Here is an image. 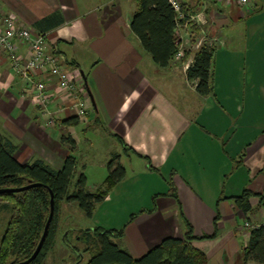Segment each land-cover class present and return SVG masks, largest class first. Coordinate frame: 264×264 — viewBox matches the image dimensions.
<instances>
[{"label": "crops", "instance_id": "0c3cea01", "mask_svg": "<svg viewBox=\"0 0 264 264\" xmlns=\"http://www.w3.org/2000/svg\"><path fill=\"white\" fill-rule=\"evenodd\" d=\"M181 2L187 8L178 27L182 55L160 67L130 28V0H0V8L46 36L49 50L88 93L81 97L88 108L82 117L76 98L56 77L40 73L51 93L50 103L42 105L0 52V137L15 145L22 163L40 158L60 170L68 156H75V184L80 174H89L86 163L79 167V130L99 131L109 145L97 170L104 183L108 158L125 168L124 178L105 187L101 206H110L114 194L125 189L129 196L145 197L141 212L123 228L121 244L140 257L167 237H183L182 207L196 235L216 233L193 244L206 252L209 264H226L247 245L250 229L264 223L258 197L249 215L232 198L245 189L264 196V0L246 6L230 0ZM206 43L214 48L213 92L201 95L187 68ZM19 49L24 61L29 48L21 44ZM185 51L190 55L182 60ZM219 84L233 92L219 91ZM187 98L197 101L192 111ZM71 118L77 123L65 122ZM173 186L180 204L170 194Z\"/></svg>", "mask_w": 264, "mask_h": 264}, {"label": "trees", "instance_id": "16d2710c", "mask_svg": "<svg viewBox=\"0 0 264 264\" xmlns=\"http://www.w3.org/2000/svg\"><path fill=\"white\" fill-rule=\"evenodd\" d=\"M133 1L134 13L130 22L132 32L158 66H169L181 51L182 39L179 36L178 27L183 19L179 18V14L169 0ZM182 10L187 12L184 4H182ZM213 52L212 45L203 44L187 68L188 79L197 81L196 90L201 95L213 92ZM189 55L190 53L185 51L181 59L187 60ZM65 122L77 123V120L71 118ZM66 139L71 140L69 137ZM15 150L16 147L10 140L0 137V188L22 187L30 182L43 185L20 192L0 193V197L11 202L13 206V215L1 240L0 264L25 261L33 255L50 213V188L55 198V214L41 251L28 263L44 264L47 255L54 248L60 229L61 203L75 201L87 216L92 217L96 204L104 200L107 193L105 187L111 188L116 181L124 178L125 168L119 163L115 164V159H112L109 162L110 175L103 185L104 188L101 186L93 192L84 174H80L74 184L75 156H68L63 168L57 170L40 158L22 163L16 158ZM73 185L74 189H72ZM170 194L180 204L174 186ZM257 197L259 207L264 206L263 194L249 189H245L242 194L232 198L238 207L249 215L254 212L252 199ZM180 214L185 227L183 237H167L140 257L133 256L119 242L124 236L123 228L106 229L101 226L80 228L76 239L83 244V248L77 244L70 245V248L79 254L89 253L91 257L87 264H209L206 252L195 246L193 241L214 238L216 233L196 235L182 207ZM219 217L218 212L215 228ZM250 262L264 264V223L250 229L248 243L243 248V264Z\"/></svg>", "mask_w": 264, "mask_h": 264}, {"label": "rangeland", "instance_id": "374dc122", "mask_svg": "<svg viewBox=\"0 0 264 264\" xmlns=\"http://www.w3.org/2000/svg\"><path fill=\"white\" fill-rule=\"evenodd\" d=\"M133 3V0H130V4L132 5ZM236 7L241 9L239 6ZM160 77L165 80L169 79L162 72L160 73ZM176 86H178V92L182 93L180 85L176 84ZM190 86L192 88L193 84L190 83ZM235 86H237V83H235ZM217 88L223 93L233 92V89L228 85L223 86L219 84L217 85ZM215 90L217 89L215 88ZM174 92L177 94L176 91H172V93ZM176 97L179 98V95ZM186 100L187 102L191 101H189L188 98ZM196 102V100H193V102L191 101L188 110H194ZM79 135L82 138L79 147V167L81 169L82 164H87L89 168V174H86L88 178L87 183L89 188L93 192H96L98 187L101 186L105 180L100 177V172L98 173L97 170L99 169V162L107 154L106 150L109 145L99 131H85L80 129ZM89 139L92 141L91 144ZM107 156L110 157V155ZM108 160L110 162V160H112L111 157L108 158ZM144 198L145 197H141L137 194L129 196L126 189L123 194L118 191L114 194V201L110 206H101V202L97 203L92 217L87 216V214L79 208L77 203H75V206H69L67 202H62L59 212L60 229L55 239L54 248L47 255L44 264H87L91 257L89 253L79 254L70 248V245L74 246L76 244L80 248H83V244L79 243L76 239L78 230L80 228H94L97 225H102L104 227L114 225L118 226V229H122L126 226L129 220L134 218L133 215H137L141 212L139 203L141 200H144ZM11 204V202L0 197V245L2 237L13 215V206ZM251 226L252 225H250V227ZM105 228L107 229L108 227ZM63 234L68 235L66 236V242L62 240ZM119 242L122 243V240ZM239 242L241 245L243 244L242 241ZM122 246L124 247L123 244ZM243 248L244 247H242L239 254L233 255L231 260L227 261V259H225L226 264H243Z\"/></svg>", "mask_w": 264, "mask_h": 264}, {"label": "built area", "instance_id": "2783aa9c", "mask_svg": "<svg viewBox=\"0 0 264 264\" xmlns=\"http://www.w3.org/2000/svg\"><path fill=\"white\" fill-rule=\"evenodd\" d=\"M169 1L179 14V18L184 19L181 0ZM230 1L241 6L249 5L251 2V0ZM21 44H25L29 48V57L24 61H22L19 52ZM0 52H5L8 55L13 70L30 83L42 105L46 106L50 103L51 93L48 79L39 78V74L50 72L56 77L59 87L76 98L79 115L82 117L87 115L88 108L81 100L82 96L88 94L86 87L79 82L73 71L63 66L60 57L49 50L46 36L24 25L16 15L2 8H0ZM181 55L180 51L178 56ZM246 225L250 226L249 223Z\"/></svg>", "mask_w": 264, "mask_h": 264}, {"label": "water", "instance_id": "95a60500", "mask_svg": "<svg viewBox=\"0 0 264 264\" xmlns=\"http://www.w3.org/2000/svg\"><path fill=\"white\" fill-rule=\"evenodd\" d=\"M85 82H86V85H87V89L90 92V96H91V100H92L93 106H94L95 110L98 111L97 102H96V99H95L94 94L92 93V91L89 88L86 75H85ZM39 185H43V184L37 183V182H30L27 185H24L22 187H6V188H0V193H4V192H8V193H10V192H20V191L27 190V189L32 188V187H35V186H39ZM49 190H50V193H51V198H50V213H49V216L47 218V221H46V224H45V227H44V232H43L42 237H41V239H40V241H39V243L37 245L36 250L34 251L33 255L29 259H27L25 261H20V262H17V263L15 261H12L10 264H28L33 259H35L37 257V255L39 254V252L41 251V249L43 247V244L45 242V239H46V237L48 235V231H49L50 224H51V222L53 220V217H54V214H55V198H54V193H53V191L50 188H49Z\"/></svg>", "mask_w": 264, "mask_h": 264}]
</instances>
